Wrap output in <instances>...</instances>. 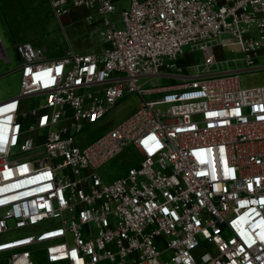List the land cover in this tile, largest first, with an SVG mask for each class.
<instances>
[{"label":"built area","instance_id":"2783aa9c","mask_svg":"<svg viewBox=\"0 0 264 264\" xmlns=\"http://www.w3.org/2000/svg\"><path fill=\"white\" fill-rule=\"evenodd\" d=\"M119 2L50 0L58 19L87 9L101 50L49 59L17 44L20 90L0 101V264H264V85L241 86L239 58L218 54L264 67V0H130L122 26ZM187 45L202 62L179 63ZM132 92L137 108L81 146ZM130 144L139 164L105 180L98 168Z\"/></svg>","mask_w":264,"mask_h":264},{"label":"rangeland","instance_id":"374dc122","mask_svg":"<svg viewBox=\"0 0 264 264\" xmlns=\"http://www.w3.org/2000/svg\"><path fill=\"white\" fill-rule=\"evenodd\" d=\"M130 0H120L115 18L122 26L121 11L128 8ZM99 24H90L85 16L78 15L71 21L58 19L52 11L50 0H0V36L9 56L6 61L0 57V101L16 95L21 86V57L17 50L20 41H30L36 45L47 47L45 55L54 58L64 53L70 45L79 52L98 51L103 48L99 37ZM219 57L239 58L237 65L242 70L239 73L240 84L243 87L264 85V67L246 70V61L241 59L243 54L230 48L218 49ZM63 55V54H62ZM203 53L193 50L187 45L179 63L190 65L200 63ZM259 65H264V58L258 59ZM236 68L235 61H230L221 69ZM194 69L190 68L192 72ZM160 84H170L179 81L175 78L157 77ZM152 85L147 82L145 86ZM140 95L135 92L127 93L124 99L112 108L100 121L87 126L78 136L81 146L87 145L101 136L111 127L127 118L139 105ZM141 157L135 147L130 144L126 149L98 168L99 173L107 181L124 175L130 166L138 165Z\"/></svg>","mask_w":264,"mask_h":264},{"label":"crops","instance_id":"0c3cea01","mask_svg":"<svg viewBox=\"0 0 264 264\" xmlns=\"http://www.w3.org/2000/svg\"><path fill=\"white\" fill-rule=\"evenodd\" d=\"M2 2H4V0H2ZM87 13H88V10H87V9H85V8H77V9L72 10L70 13L66 14L65 16H63V17L61 18V20H62V21H71V19H73V18H77L78 15H81V16L83 15V16L86 17ZM44 47L47 48L45 45H44ZM69 47H72V46L70 45ZM69 47H67L66 50H67ZM72 48H73V47H72ZM66 50H65V51H66ZM62 54H63V53H60V54L56 55L55 57H59V56H61ZM55 57H54V58H55Z\"/></svg>","mask_w":264,"mask_h":264}]
</instances>
